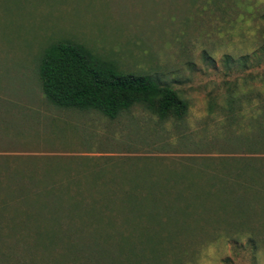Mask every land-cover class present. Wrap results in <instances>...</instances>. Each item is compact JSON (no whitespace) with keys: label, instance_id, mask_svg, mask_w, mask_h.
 I'll return each mask as SVG.
<instances>
[{"label":"rangeland","instance_id":"obj_1","mask_svg":"<svg viewBox=\"0 0 264 264\" xmlns=\"http://www.w3.org/2000/svg\"><path fill=\"white\" fill-rule=\"evenodd\" d=\"M262 12L264 0H0V166L19 169L3 171L0 188L48 191L144 184L150 189L162 182L192 195L199 182L188 187L195 181L191 175L200 177L203 169L212 173L220 158L260 156L235 150L225 139L229 129L244 125L251 106L243 105V117L233 125L226 124L220 108L230 90L259 85L249 77L264 73ZM63 41L82 44L125 73L154 77L187 100V114L160 120L135 105L109 119L93 110L50 104L41 91L37 65L50 44ZM172 204L184 207L182 201ZM59 205L52 198L33 211H41L39 218L47 209L62 215ZM82 205L83 220L75 222L82 229L52 232L54 245L33 252L38 264L61 252L73 258L75 249H110L111 241L105 242L100 231L123 233L144 256L158 249L154 241L160 236L139 227L147 224L144 219L134 231L129 228L121 202L93 204L100 213L104 205L119 207L112 213L118 216L113 221L117 230L100 229L88 214L91 203ZM152 205L148 201V208ZM195 225L194 237L181 236L187 249L182 264H252L249 247L235 248L247 240L245 235L238 236L237 244L234 233L203 235ZM258 240L255 263L264 264V237ZM0 264L20 263L12 257Z\"/></svg>","mask_w":264,"mask_h":264},{"label":"trees","instance_id":"obj_2","mask_svg":"<svg viewBox=\"0 0 264 264\" xmlns=\"http://www.w3.org/2000/svg\"><path fill=\"white\" fill-rule=\"evenodd\" d=\"M258 17L264 20V12ZM259 48L264 55V45ZM228 59L229 56H226L225 61ZM244 59H247L246 56ZM37 73L46 100L56 107L93 110L109 119L117 118L135 105H141L160 120L169 117L181 119L188 111L187 100L159 80L148 74L125 73L77 42L50 44L39 58ZM249 79L258 80L259 85H249L240 91L230 90L220 109L226 124L233 125L243 117V105L251 106L244 125L229 129L225 139L235 146V150L260 153V156L220 158L217 163L219 168L212 173L203 169L200 177L191 175L195 181L188 182V187L199 182L193 185L196 192L192 195H187V189L173 191L166 188V183L162 182L159 183L161 187L153 185L150 189L144 184L119 189H70L66 186V189L48 191L0 188V263H8L13 257L20 264H38L33 252L54 245L56 240L52 232L57 229H82L75 226V222L83 220L81 207H85L82 204L87 200L91 203L90 207L87 206L88 214L91 219L92 216L96 218L99 228L116 230L118 227L113 221L118 216L112 213L119 207L104 205L101 214L94 210L93 204L121 202L120 208L129 214H126L129 228L134 231L144 219L147 224L139 223V227L152 229L160 236L154 241V247L159 250L153 249L150 256H144L138 254L136 245L129 242L123 233L100 231L105 236V242L111 241V244L108 243L110 249L100 252L75 249L73 258L61 252L42 264H144L149 258L152 264H182L187 249L181 236L194 237L195 224L199 225L203 235L218 230L224 231L223 234L234 233L237 237L233 240L237 244L238 236L245 235L247 240L234 247H249L252 264H256V253L261 248L258 238L264 237V73L251 75ZM8 170L19 169L6 167L3 170L0 166V181L5 177L2 172ZM52 198L58 205L69 203L66 207L59 205L63 214L52 215L47 209L44 210L45 217H37L41 211L34 213L33 209L46 207L48 199ZM171 200L182 201L184 207H173ZM148 201L154 202L150 208ZM62 221L67 227L62 225ZM162 231L168 235L163 236ZM165 244L168 245L165 247ZM222 261H228V258Z\"/></svg>","mask_w":264,"mask_h":264}]
</instances>
